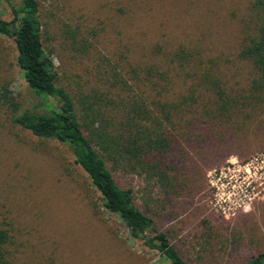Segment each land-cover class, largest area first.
Here are the masks:
<instances>
[{
    "label": "rangeland",
    "instance_id": "obj_1",
    "mask_svg": "<svg viewBox=\"0 0 264 264\" xmlns=\"http://www.w3.org/2000/svg\"><path fill=\"white\" fill-rule=\"evenodd\" d=\"M37 1L56 82L77 105L114 90L121 69L137 77L143 60L168 72L144 82L150 101L169 81L172 97L187 96L194 68L172 61L184 45L205 68H218L213 75L237 102L209 92L203 106L176 112L173 146L162 156L170 184L108 165L187 264H245L264 253V104L251 90L257 71L239 57L254 0ZM21 3L0 0V18L11 21L10 4ZM19 66L14 39L0 36V88L6 83L23 109L35 110L42 99ZM92 183L65 144L15 126L0 106V223L15 237L18 264H170L131 237Z\"/></svg>",
    "mask_w": 264,
    "mask_h": 264
},
{
    "label": "trees",
    "instance_id": "obj_2",
    "mask_svg": "<svg viewBox=\"0 0 264 264\" xmlns=\"http://www.w3.org/2000/svg\"><path fill=\"white\" fill-rule=\"evenodd\" d=\"M10 7L13 19L0 18V36L14 39L17 63L24 79L42 99L35 110H25L14 100L8 85L3 84L0 106L7 111L11 123L39 139L65 144L100 193L104 207L120 217L134 240L159 252L170 264H187L168 234L136 205L134 189L118 184L108 162L116 169L130 167L161 183L170 184L174 179L162 156L173 146L176 112L183 113L192 104L197 108L203 106L207 94H211L209 92L230 107L237 102L226 98L221 78L213 75L218 68H205L203 61L197 62L196 53L184 45L172 61L176 64L175 69L194 68V73L188 74L192 78L190 87L194 90L187 96L172 97L174 84L169 81L160 92L162 98L150 101L143 90L144 82H151L150 76L155 79L156 74L168 72L158 62L143 60L140 73L134 72L137 77L121 69L111 76L114 90L102 96L97 93L83 96L77 105L67 89L56 82V66L44 48L40 3L22 0L20 6L10 4ZM251 16L252 20L246 23L251 30L245 32L239 57L251 62L257 71L251 90L255 101L264 104V0H254ZM134 48L136 46L127 48V59ZM157 48L159 50L162 46L158 44L153 50ZM141 56L144 59L146 54ZM144 72L148 76L142 74ZM198 89L202 94H198ZM14 238L11 230L0 223V264H18L13 249ZM245 264H264V253Z\"/></svg>",
    "mask_w": 264,
    "mask_h": 264
}]
</instances>
